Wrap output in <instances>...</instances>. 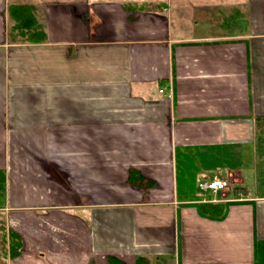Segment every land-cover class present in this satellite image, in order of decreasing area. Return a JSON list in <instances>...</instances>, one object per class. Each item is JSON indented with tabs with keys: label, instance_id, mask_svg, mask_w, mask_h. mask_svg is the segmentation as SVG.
<instances>
[{
	"label": "crops",
	"instance_id": "0c3cea01",
	"mask_svg": "<svg viewBox=\"0 0 264 264\" xmlns=\"http://www.w3.org/2000/svg\"><path fill=\"white\" fill-rule=\"evenodd\" d=\"M223 1L0 0L11 264H264V0Z\"/></svg>",
	"mask_w": 264,
	"mask_h": 264
},
{
	"label": "trees",
	"instance_id": "16d2710c",
	"mask_svg": "<svg viewBox=\"0 0 264 264\" xmlns=\"http://www.w3.org/2000/svg\"><path fill=\"white\" fill-rule=\"evenodd\" d=\"M9 11H10L11 20L13 21V24L10 27V30L12 32H15L16 35L21 34L20 36H24V35L27 36V38L25 39L30 40L31 42H42L45 40V34L42 27H40L37 23H33V22L32 25L30 26L28 25L27 17L30 15L29 6L11 5L9 7ZM32 20H34L33 17ZM258 123L259 121L256 122L255 125L258 126ZM133 173L135 172L131 173V179H133L132 177ZM205 206H210V205H205ZM209 210L212 213L216 212V214L220 216L222 209H220V207L213 205ZM7 238L8 239L6 243V239L3 235L1 252L3 253L4 257L7 256L8 258H10V260L16 259L21 255V251H22L20 236L13 230H8ZM138 260H139L138 261L139 264H146L143 258H139Z\"/></svg>",
	"mask_w": 264,
	"mask_h": 264
},
{
	"label": "rangeland",
	"instance_id": "374dc122",
	"mask_svg": "<svg viewBox=\"0 0 264 264\" xmlns=\"http://www.w3.org/2000/svg\"><path fill=\"white\" fill-rule=\"evenodd\" d=\"M30 1H32V0H30ZM29 0H10V2L11 3H20V2H30ZM34 1H39L40 3H52L53 1H55V2H60V3H64V2H73V1H75V0H34ZM211 1V0H210ZM223 1V0H222ZM236 1V0H235ZM234 0H224L223 2H221V4H228L229 3V5H230V2H235ZM239 2H241V1H244V0H238ZM218 2V0H213V3H217ZM183 3L185 4V5H189V6H191V5H193V4H200V3H204V0H202V2H197V1H195V0H183ZM205 4V3H204ZM224 7H225V5H223ZM191 19V18H190ZM186 20H188L187 21V26H185V29H187L188 31H190V28H192L191 26L192 25H190L189 24V22H190V20L189 19H187L186 18ZM10 32H12L11 30H10ZM12 33H15V32H12ZM15 36L16 37H18V38H24L23 36H18V35H16V33H15ZM214 174H218V172H215ZM212 175V174H211ZM219 176H220V174H218ZM206 194V193H205ZM198 198H201L202 197V194H201V196L200 195H198L197 196ZM204 198H209L208 196H205ZM8 230H10V224H8V222H7V219H6V217H5V214H2V213H0V264H11V262L12 261H14V259L13 260H10V258H8L7 256H3V253L1 252V250H2V242H3V235H4V237H5V239H6V243H7V235H8ZM20 257V256H19ZM18 257V258H19ZM17 259V258H16Z\"/></svg>",
	"mask_w": 264,
	"mask_h": 264
},
{
	"label": "built area",
	"instance_id": "2783aa9c",
	"mask_svg": "<svg viewBox=\"0 0 264 264\" xmlns=\"http://www.w3.org/2000/svg\"><path fill=\"white\" fill-rule=\"evenodd\" d=\"M158 92L162 94L164 90L160 89L158 90ZM198 189L202 192H207V191H211V192L229 191L230 193L233 192L230 182L228 180H223L218 177H213L210 180L200 181L198 183ZM234 193L236 196L235 198H237L238 200H242L244 198L243 196L244 194L242 191L236 190Z\"/></svg>",
	"mask_w": 264,
	"mask_h": 264
}]
</instances>
